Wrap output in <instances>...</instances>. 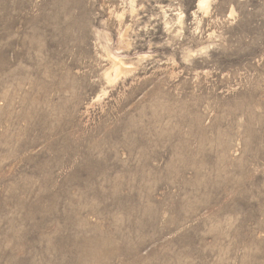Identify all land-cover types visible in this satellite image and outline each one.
<instances>
[{
  "label": "rangeland",
  "instance_id": "obj_1",
  "mask_svg": "<svg viewBox=\"0 0 264 264\" xmlns=\"http://www.w3.org/2000/svg\"><path fill=\"white\" fill-rule=\"evenodd\" d=\"M0 264H264V0H0Z\"/></svg>",
  "mask_w": 264,
  "mask_h": 264
}]
</instances>
